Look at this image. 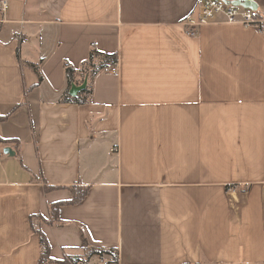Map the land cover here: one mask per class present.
<instances>
[{"label":"crops","instance_id":"0c3cea01","mask_svg":"<svg viewBox=\"0 0 264 264\" xmlns=\"http://www.w3.org/2000/svg\"><path fill=\"white\" fill-rule=\"evenodd\" d=\"M248 1L264 18V0ZM8 3L0 264H38L34 229L59 264L80 249L91 264L92 251L119 264H264V36L225 23L186 36L202 0ZM93 48L117 55L118 76L110 61L72 84L90 85L88 104L60 103L64 65L79 69ZM83 189L50 224L49 205Z\"/></svg>","mask_w":264,"mask_h":264},{"label":"trees","instance_id":"16d2710c","mask_svg":"<svg viewBox=\"0 0 264 264\" xmlns=\"http://www.w3.org/2000/svg\"><path fill=\"white\" fill-rule=\"evenodd\" d=\"M256 15L257 12H256ZM260 16V15H259ZM110 61H116L117 62V55L116 54H103L100 53L99 51L95 50L94 48L91 49L88 60L81 65L79 69L73 68L71 65L66 63L64 65V73L66 77V83L67 87L64 93L61 96L60 103H68V104H76V105H85L90 102V96H91V87L90 85L85 86L83 90H81L76 96L71 97L69 95V89L72 86L73 83L75 82H83L84 76L88 73V80L89 78H93L96 73L105 68L106 65ZM76 79H79L77 81ZM5 117H0V121H2ZM8 140H3L0 138V144H6ZM44 183V190L49 191L54 189V187H51L47 185L45 182ZM85 189L82 191H77L74 193V196L72 199L68 202H58V203H53L49 205L48 207V215H49V222L50 224H61L62 222L58 219V209L62 205H69V204H76L82 200V198L85 196ZM36 219L40 220L41 222H45V219L42 216H37L35 217ZM33 219V217L31 218ZM33 228V226H32ZM34 229V228H33ZM34 231L38 234L39 236V244H40V258L38 264H59L56 261H52L50 259V246L48 244V241L44 234L39 230V229H34ZM110 253V252H107ZM104 254V252L101 251H92L91 255L92 256H99L101 257ZM82 264V263H81ZM88 264V263H85Z\"/></svg>","mask_w":264,"mask_h":264},{"label":"built area","instance_id":"2783aa9c","mask_svg":"<svg viewBox=\"0 0 264 264\" xmlns=\"http://www.w3.org/2000/svg\"><path fill=\"white\" fill-rule=\"evenodd\" d=\"M227 1V0H226ZM224 0H202L201 11L198 16L186 17L181 25L184 33L188 37H194L198 30L202 27L225 23L229 25H240L245 28H255L260 34L264 36V18L256 15V12L233 6ZM9 9L8 0H0V24L4 22V15ZM221 17V20L218 18ZM107 71L114 77L118 76L119 70L117 62L113 61L107 66ZM112 154L116 153L115 149L110 151ZM2 156V153H0ZM95 264H119L117 256L102 255L98 257Z\"/></svg>","mask_w":264,"mask_h":264},{"label":"water","instance_id":"95a60500","mask_svg":"<svg viewBox=\"0 0 264 264\" xmlns=\"http://www.w3.org/2000/svg\"><path fill=\"white\" fill-rule=\"evenodd\" d=\"M226 1V0H224ZM227 3H229L230 5H233V6H238V7H242V8H246V9H256L254 4L251 2V1H248V0H234V1H226ZM86 86V83H83L81 86L77 87V86H72L70 91H69V94L71 96H76L77 93L81 90H83ZM3 153L5 155H11L13 156V152L11 151L10 148L8 147H5L3 149Z\"/></svg>","mask_w":264,"mask_h":264},{"label":"rangeland","instance_id":"374dc122","mask_svg":"<svg viewBox=\"0 0 264 264\" xmlns=\"http://www.w3.org/2000/svg\"><path fill=\"white\" fill-rule=\"evenodd\" d=\"M87 250L80 249L76 254L67 256L63 260V264H91L89 259V253H86Z\"/></svg>","mask_w":264,"mask_h":264}]
</instances>
